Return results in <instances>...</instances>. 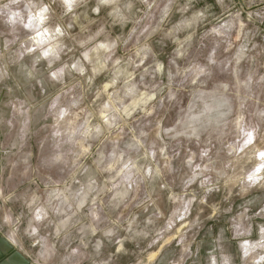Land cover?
Listing matches in <instances>:
<instances>
[{
    "label": "clouds",
    "instance_id": "clouds-1",
    "mask_svg": "<svg viewBox=\"0 0 264 264\" xmlns=\"http://www.w3.org/2000/svg\"><path fill=\"white\" fill-rule=\"evenodd\" d=\"M0 236L264 264V0H0Z\"/></svg>",
    "mask_w": 264,
    "mask_h": 264
},
{
    "label": "crops",
    "instance_id": "crops-1",
    "mask_svg": "<svg viewBox=\"0 0 264 264\" xmlns=\"http://www.w3.org/2000/svg\"><path fill=\"white\" fill-rule=\"evenodd\" d=\"M26 258L22 252L10 245L4 236H0V264H23Z\"/></svg>",
    "mask_w": 264,
    "mask_h": 264
},
{
    "label": "rangeland",
    "instance_id": "rangeland-1",
    "mask_svg": "<svg viewBox=\"0 0 264 264\" xmlns=\"http://www.w3.org/2000/svg\"><path fill=\"white\" fill-rule=\"evenodd\" d=\"M6 238V240L10 243V245L12 247H14L15 249H17L18 251L22 252L21 249L16 245V244H13L10 240H8L7 236H4ZM22 254L24 255V253L22 252ZM26 258V257H25ZM27 260V258L25 259Z\"/></svg>",
    "mask_w": 264,
    "mask_h": 264
}]
</instances>
